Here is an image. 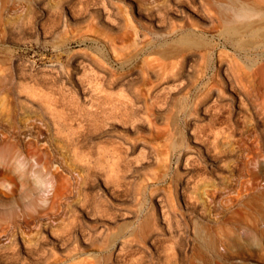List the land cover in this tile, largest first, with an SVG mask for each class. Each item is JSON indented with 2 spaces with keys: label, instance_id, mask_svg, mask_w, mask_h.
Listing matches in <instances>:
<instances>
[{
  "label": "rangeland",
  "instance_id": "rangeland-1",
  "mask_svg": "<svg viewBox=\"0 0 264 264\" xmlns=\"http://www.w3.org/2000/svg\"><path fill=\"white\" fill-rule=\"evenodd\" d=\"M243 1L0 0L25 173L0 176V264H264V24L221 13Z\"/></svg>",
  "mask_w": 264,
  "mask_h": 264
},
{
  "label": "bare ground",
  "instance_id": "bare-ground-1",
  "mask_svg": "<svg viewBox=\"0 0 264 264\" xmlns=\"http://www.w3.org/2000/svg\"><path fill=\"white\" fill-rule=\"evenodd\" d=\"M167 1V0H166ZM243 4H234L233 6L229 7L228 9H222V20H224V28L225 33H227L230 36H237L242 33V31L249 32L252 36H257L259 34L260 26L258 24H264V18L262 17L259 21H254L252 18L256 16L257 12L255 10L257 6L256 1L254 0H244ZM258 27V28H257ZM182 45H192L195 43V39L190 36L186 35L181 39L180 42ZM183 69V68H182ZM187 73V72H186ZM201 103V102H200ZM36 123V122H35ZM34 123V124H35ZM30 124V123H28ZM33 124V123H32ZM40 126V125H39ZM37 127V126H36ZM41 129V128H40ZM4 131V130H3ZM6 131V129H5ZM40 131V130H39ZM8 132V131H7ZM22 132V131H21ZM32 132V131H31ZM3 133V132H1ZM24 133V132H23ZM27 133V132H26ZM29 133V131H28ZM34 133V132H33ZM32 133V134H33ZM12 135V134H11ZM6 136V135H2ZM24 136V135H23ZM22 136V137H23ZM1 137V136H0ZM15 137V136H14ZM16 139V138H15ZM18 139V138H17ZM13 140V139H12ZM46 140V139H45ZM43 140V141H45ZM29 141V140H28ZM30 142V141H29ZM47 142V141H46ZM237 142V141H236ZM240 142V141H239ZM243 142V141H242ZM238 144V143H235ZM232 142V149L231 151L238 152L237 146ZM17 144L13 141H9L7 139H0V147H12V149H15L14 147ZM35 145V143L33 144ZM29 146V144H28ZM27 146V147H28ZM40 146V145H39ZM226 146V145H225ZM242 146V144H241ZM1 147V148H2ZM17 147V146H16ZM240 147V146H239ZM5 149V148H4ZM4 149L2 151H4ZM12 149L9 148L5 154H0V176L2 177V180H6L9 182H13L16 186L17 180L19 178L22 179V177L25 176V173H22V170L20 169L21 166H19L20 161H18V156H15L14 152H12ZM45 149V147H44ZM0 150V153H2ZM15 151V150H14ZM244 151H242L243 153ZM29 153V152H28ZM24 154V153H23ZM49 167V166H48ZM58 168V167H57ZM42 174V173H41ZM28 175V174H27ZM42 177V176H41ZM57 177V176H56ZM1 179V178H0ZM25 179V178H24ZM27 179V178H26ZM25 179V180H26ZM2 181V182H3ZM40 181V180H39ZM46 181V180H45ZM5 183V182H4ZM7 184H9L7 182ZM37 184V183H36ZM14 189V185H13ZM16 189V188H15ZM43 206V205H42ZM43 208V207H42ZM41 208V209H42ZM40 209V208H37ZM48 211V210H47ZM9 214V213H8ZM16 213L13 211L12 216L7 218V220L14 221L16 218ZM7 215V214H6ZM21 215V214H20ZM27 215V214H26ZM4 216V215H3ZM22 216V215H21ZM24 217V216H23ZM27 218V217H25ZM33 218V217H32ZM4 217L1 218L0 216V249L6 247L10 241H14V239L9 234H6V230L4 229V224L2 223ZM18 220V219H16ZM2 221V222H1ZM34 223V222H33ZM9 224V223H8ZM13 224V223H11ZM10 224V225H11ZM44 226V225H43ZM29 227V226H28ZM22 228V227H21ZM25 228V227H24ZM38 229V228H37ZM8 231V230H7ZM20 231V230H19ZM37 234V233H36ZM12 235V234H11ZM39 235V234H38ZM4 236V238L2 237ZM29 236V235H27ZM34 236V235H33ZM29 238V237H28ZM16 239V238H15ZM8 252V251H7Z\"/></svg>",
  "mask_w": 264,
  "mask_h": 264
}]
</instances>
